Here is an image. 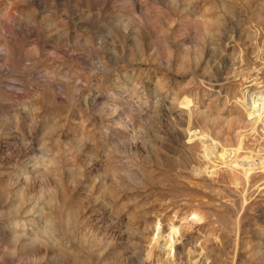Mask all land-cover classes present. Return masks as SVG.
I'll return each instance as SVG.
<instances>
[{
    "label": "rangeland",
    "instance_id": "obj_1",
    "mask_svg": "<svg viewBox=\"0 0 264 264\" xmlns=\"http://www.w3.org/2000/svg\"><path fill=\"white\" fill-rule=\"evenodd\" d=\"M258 157L264 0H0V264H264Z\"/></svg>",
    "mask_w": 264,
    "mask_h": 264
},
{
    "label": "bare ground",
    "instance_id": "obj_2",
    "mask_svg": "<svg viewBox=\"0 0 264 264\" xmlns=\"http://www.w3.org/2000/svg\"><path fill=\"white\" fill-rule=\"evenodd\" d=\"M179 107L180 108H178V110L176 111L177 112V115H178V117H180V116H183L184 115V118L186 119V117H187V121L186 122H188L187 124H190L191 122H193L196 118H198V117H200V116H206V115H204L203 113H201V111H200V109H199V105L197 104V102H195L190 96H184L181 100H180V102H179ZM260 109H261V104H260V106H259V108H258V114H259V112H260ZM257 114V115H258ZM176 115V116H177ZM205 118V117H204ZM208 118V117H207ZM199 120H201V118L199 119ZM204 120V119H203ZM202 120V121H203ZM205 120H206V118H205ZM204 120V121H205ZM207 121V120H206ZM215 133V135H216V132H214ZM217 133H218V131H217ZM242 135V134H241ZM192 138V133H190L189 132V139H191ZM243 136H239V140H237V144H236V146L235 147H231V146H229L228 144H223L216 136H214L213 134H212V132H208V131H205L204 130V128H201V130L198 132V135H197V140H200V141H202V147H203V151H204V149H210L209 151H210V153H212V155L214 156V157H220V156H222L223 154H224V156H228L231 152H234V153H236V158H235V160H233V164L234 165H236V167H240L241 169L239 170V171H237V169H234V167L233 166H230L229 165V168L231 169V171H233L234 172V175H235V179H237V180H240L241 178H244V180H246V181H248V176L250 175V171H249V165L248 166H246V164H247V159H252L253 158V155H251V154H245L244 156H242V158L240 157V155H239V151H240V149H241V144H242V141H243ZM203 153V152H202ZM203 154H207V152H204ZM208 155V154H207ZM233 155V154H232ZM208 157H212V156H210V155H208ZM240 157V158H239ZM222 158V157H221ZM223 159V158H222ZM257 160H258V164H259V166L260 167H263V165H264V160L263 159H261V158H257ZM222 163H227V160L226 159H223V161H222ZM250 163V162H249ZM232 164V165H233ZM257 164V165H258ZM225 166V165H224ZM251 166V165H250ZM225 167H227V166H225ZM235 167V168H236ZM196 172H198V169L196 170ZM170 232H173V234L174 235H176V238H174V240H175V242L177 241V240H179V232H178V229L177 228H175L174 226H172V227H170L169 228V233H168V236L166 237V242L164 243V245H163V247L161 248H159V249H161V250H165V253L167 254V256H169L170 257V259H172L171 257H172V254L170 253V250L172 249V243H171V241H169V239H168V237H169V235H170ZM173 240V241H174ZM155 242L156 241H154V243L153 244H155ZM157 244H155V246H156ZM158 248V247H157ZM168 248V249H167ZM158 249V250H159ZM152 248H150V250H149V254L150 253H152ZM158 250H156V251H158ZM154 251V250H153ZM155 253H157V252H155ZM160 252H158V254H159ZM155 255V254H154ZM159 255H161V253L159 254ZM158 257V256H157ZM167 258V257H166ZM149 259V258H148ZM160 259V258H159ZM158 259V260H159ZM169 259V260H170ZM175 260V259H174ZM162 261V260H161ZM156 262V261H155ZM154 262V263H155ZM157 262H159V261H157ZM171 263H173V262H170V264ZM144 264H147V262H144ZM159 264V263H158ZM164 264H165V262H164ZM178 264V263H177Z\"/></svg>",
    "mask_w": 264,
    "mask_h": 264
}]
</instances>
